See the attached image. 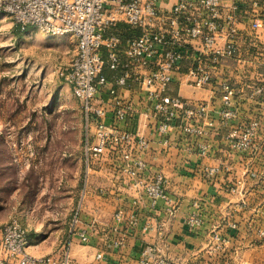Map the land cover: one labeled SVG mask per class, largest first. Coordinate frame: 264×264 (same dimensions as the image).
<instances>
[{
    "label": "built area",
    "instance_id": "2783aa9c",
    "mask_svg": "<svg viewBox=\"0 0 264 264\" xmlns=\"http://www.w3.org/2000/svg\"><path fill=\"white\" fill-rule=\"evenodd\" d=\"M0 12L10 16L22 29L34 27L48 35L74 38L75 55L68 65L60 67L58 75L70 86L84 114L88 170L106 152H112L114 163L138 195L132 206L137 207L144 198L150 208H159L162 203L167 214L173 216L177 204L168 190L167 177L161 171L151 170L139 154L148 149L149 142L137 127V114L155 121L161 136H167L176 121L190 137H205L214 128L207 103L190 105L179 95L167 94V90L175 74L181 73L184 62L192 56L195 64L187 74L190 83L204 88L213 82L216 67L238 51L239 4L226 6L222 0H174L165 9L159 0H0ZM121 22L137 34L123 40L118 34L106 33ZM192 40L199 41L201 48H189ZM105 66L115 74L112 81L103 72ZM129 81L137 86L142 111L117 90L126 87ZM220 87L224 97L219 124L226 126L237 116V93L227 80ZM103 90L110 95L108 99L103 97ZM263 93V86L253 85L248 97L257 99ZM124 121L129 122L125 128L120 126ZM259 126V119H251L236 134H227L231 149L264 153V139L256 141ZM199 152L207 153L206 144H199ZM219 170L205 167L203 175L214 178ZM248 173L257 176L254 171ZM229 190L236 193L239 187L235 184ZM194 206L200 209L201 203L195 201ZM80 212L81 204L73 216L71 233L87 243L89 234L79 227ZM114 216L121 220L122 211L118 210ZM130 217L131 221L135 220L134 214ZM184 223L193 232L203 225V219L193 212ZM28 236L18 220L7 223L0 239V264H72L70 241L51 254L35 256L28 250ZM213 237L217 246L226 241L216 232ZM113 244L123 245V238L119 237ZM156 254L153 245L143 248L140 263L169 264L164 258H156ZM95 259V264H99L103 254L97 253Z\"/></svg>",
    "mask_w": 264,
    "mask_h": 264
},
{
    "label": "crops",
    "instance_id": "0c3cea01",
    "mask_svg": "<svg viewBox=\"0 0 264 264\" xmlns=\"http://www.w3.org/2000/svg\"><path fill=\"white\" fill-rule=\"evenodd\" d=\"M222 2L226 6H240L237 53L216 67L213 82L204 88L193 86L187 76L195 64L192 56L184 62L181 73L175 74L167 90V94L179 95L190 105L207 103L214 128L205 137H190L176 121L169 134L161 136L155 121L137 114V127L149 142L148 149L139 154L151 170L161 171L167 177L168 190L177 204L175 214L169 216L162 203L159 208H150L144 198L133 207L131 202L138 195L114 163L113 153L106 152L89 170L88 187L81 201L79 227L87 231L89 241L82 242L68 225L58 246L46 250L29 246L32 255L51 254L70 241L72 264H95L99 252L103 254L99 264H141V251L150 245L157 248L156 258H164L169 264H264V233L260 232H264V153L234 151L226 139L227 134H236L251 119L260 122L257 143L264 139V93L257 99L248 97L251 86L264 88V0ZM173 3L174 0H159L165 9ZM111 32L123 40L137 34L122 22L106 33ZM188 47L201 48V44L192 40ZM191 52L194 55L192 49ZM103 72L112 81L115 74L106 66ZM224 80L236 89L237 116L221 126L219 111L224 94L220 85ZM117 90L143 110L135 83L129 81ZM102 95L105 99L110 97L106 90ZM128 123L121 122L120 126L125 128ZM200 143L206 144V154L199 152ZM205 167L220 170L216 177L208 178L203 175ZM249 171L257 176L251 177ZM235 184L239 187L236 193L229 190ZM195 201L201 203L200 209L194 206ZM118 210L122 211L121 220L114 216ZM193 212L200 214L203 225L192 232L184 220ZM215 232L226 239L224 244L217 246ZM119 237L123 238L121 246L113 244Z\"/></svg>",
    "mask_w": 264,
    "mask_h": 264
},
{
    "label": "rangeland",
    "instance_id": "374dc122",
    "mask_svg": "<svg viewBox=\"0 0 264 264\" xmlns=\"http://www.w3.org/2000/svg\"><path fill=\"white\" fill-rule=\"evenodd\" d=\"M74 45L0 12V236L16 219L35 249L62 242L88 187L84 114L58 75Z\"/></svg>",
    "mask_w": 264,
    "mask_h": 264
}]
</instances>
